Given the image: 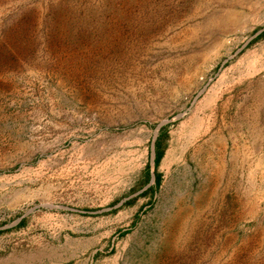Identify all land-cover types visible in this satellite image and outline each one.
<instances>
[{
    "label": "rangeland",
    "instance_id": "obj_1",
    "mask_svg": "<svg viewBox=\"0 0 264 264\" xmlns=\"http://www.w3.org/2000/svg\"><path fill=\"white\" fill-rule=\"evenodd\" d=\"M0 264H264V0H0Z\"/></svg>",
    "mask_w": 264,
    "mask_h": 264
},
{
    "label": "trees",
    "instance_id": "obj_2",
    "mask_svg": "<svg viewBox=\"0 0 264 264\" xmlns=\"http://www.w3.org/2000/svg\"><path fill=\"white\" fill-rule=\"evenodd\" d=\"M159 144H160V141H159V139H157L156 140V147H155V152H156V154H155V163L157 164L158 163V161H159V159H160V157H161V151H160V146H159ZM145 176H146V179H148V170H147V173L145 174ZM156 181H155V185H157L158 183H159V177H158V175H156V179H155ZM150 188V187H149ZM146 191V190H145Z\"/></svg>",
    "mask_w": 264,
    "mask_h": 264
},
{
    "label": "water",
    "instance_id": "obj_3",
    "mask_svg": "<svg viewBox=\"0 0 264 264\" xmlns=\"http://www.w3.org/2000/svg\"><path fill=\"white\" fill-rule=\"evenodd\" d=\"M159 129V128H158ZM152 158H154V153H153V155H152ZM153 160V159H152ZM153 166V165H152ZM154 181V177L152 176L151 177V180H150V182H149V184L146 186V188L147 187H149L151 184H152V182Z\"/></svg>",
    "mask_w": 264,
    "mask_h": 264
},
{
    "label": "crops",
    "instance_id": "obj_4",
    "mask_svg": "<svg viewBox=\"0 0 264 264\" xmlns=\"http://www.w3.org/2000/svg\"><path fill=\"white\" fill-rule=\"evenodd\" d=\"M252 144H253V146L252 147H250V148H255V143L254 142H252ZM258 149V148H257Z\"/></svg>",
    "mask_w": 264,
    "mask_h": 264
}]
</instances>
